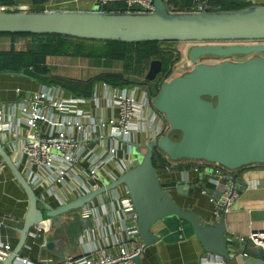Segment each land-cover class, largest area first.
Segmentation results:
<instances>
[{
  "label": "water",
  "instance_id": "obj_1",
  "mask_svg": "<svg viewBox=\"0 0 264 264\" xmlns=\"http://www.w3.org/2000/svg\"><path fill=\"white\" fill-rule=\"evenodd\" d=\"M15 33H55L131 43L198 44L188 53L193 69L164 81L159 92L151 96L154 109L169 125L168 132L146 144L131 142L133 164L119 179L95 191L54 207L34 190L0 137V158L12 170L29 201L23 226L18 229L19 242L3 264H14L22 255L33 228L42 226L49 231L58 227L68 213L83 212L85 206L120 186L129 191L144 248L160 241L161 236L154 231L159 222L177 217L192 226L205 252L217 254L230 264L233 260L264 264V249H252L249 241L229 235L226 215L218 223L206 225L194 211L182 208L170 190L187 195L188 182L162 180L153 163L154 151L159 149L173 161H206L232 171L264 164V43L259 42L264 41V5L239 10L172 11L165 0H155L152 12L104 9L0 12V34ZM178 56L176 53L177 59ZM208 56L222 60L217 64L201 63ZM233 57L242 60H231ZM163 69L161 60H152L146 80L154 81ZM174 133L181 137L174 139ZM94 225L92 219L86 220L85 226ZM46 248L54 250L53 241L49 240ZM139 261L140 256L136 258Z\"/></svg>",
  "mask_w": 264,
  "mask_h": 264
},
{
  "label": "crops",
  "instance_id": "obj_2",
  "mask_svg": "<svg viewBox=\"0 0 264 264\" xmlns=\"http://www.w3.org/2000/svg\"><path fill=\"white\" fill-rule=\"evenodd\" d=\"M13 1L16 3V7H27L28 11L32 10V0ZM237 1L251 5H264V0ZM97 4L98 0H51L45 9L97 10ZM11 44L12 42L9 38L0 37V46ZM16 45L18 48L25 49L30 45V40H18ZM77 60L80 59L49 57L47 63L51 68L52 75L55 76L83 80L93 77L89 74L86 78H79L76 71L74 73L71 71L70 67L73 66L74 69ZM82 60L91 62L93 66L101 63L102 69L106 71L100 73L122 71V64L116 61ZM61 67L68 72L65 73L63 70L60 73ZM55 85H47L44 82H38L26 76L0 74V111H5L9 116L10 123L13 126L20 125L24 134L27 135V116L22 114L20 110V105L23 104L27 96L46 93L50 97L61 96L64 100L74 97L85 98L86 103L82 106L86 113L89 114L88 118L69 116L63 119L58 116L64 123L62 127L68 129L69 133L78 139L88 135L95 136L96 132L100 134V127L97 125L99 119L106 121L109 118L119 116V111L113 106V96L115 89L117 91L120 87H113L105 82H100L93 87L90 95H82L75 94L61 85ZM137 92L142 106L139 111L145 121L140 125L139 131H135L136 129L133 131L132 141L146 144L155 138L160 130L161 122L147 96L149 91L141 86ZM14 104L16 105L14 106ZM46 114L49 116V120H53L56 116L49 112H46ZM69 120H72L73 123L78 122L82 129L79 130L78 126L71 127L66 124ZM97 141L91 142L93 144ZM122 144L123 149L118 153L117 159L121 162L128 159L127 165H129L131 155L128 152V144L121 142V146ZM193 161L195 162L192 165L200 163L196 162V160ZM26 163L21 165L20 169L22 171H25ZM181 165H184V162ZM116 171L119 173L118 170ZM209 175L211 176V172H209ZM239 175L238 188L241 195L232 207L231 213L227 216L228 230L231 237L247 238L255 230H264V164L248 166ZM161 178L167 182L174 180L188 182L190 189L187 195L180 194L176 189L170 190V194L182 208L194 211L203 219L206 225L215 223L214 204L211 202L210 195L205 193L204 188L200 185L204 180L209 182L208 176L190 171L189 180L185 181L184 175L180 172L176 174L163 172ZM211 185L214 188V185ZM122 196L123 193L119 188L104 194L88 206H85V214L79 210L68 213L63 217L62 224L58 227H52L49 233L43 234L40 238L30 236L21 257L27 258L36 264H59L61 258L67 254L82 256L95 250H105L108 253H117L125 250L127 252L134 251L136 244L129 239L128 230L133 227L139 231L138 215L135 207L133 210L124 208L121 202ZM48 202L54 207L60 205L54 198H48ZM28 207V196L12 170L8 167L0 175V216H13L14 220L9 222L7 227L0 228V235L13 248L19 242L20 234L18 229L23 226ZM88 219H92L95 225L92 227L85 226ZM70 224H74L72 230L64 226ZM154 231L161 236L160 241L156 245L147 248L143 247L140 261L137 264H200V258L205 250L188 222L182 221L177 217H169L159 222L154 227ZM49 240L53 241L54 250L43 247ZM140 241L144 245L141 238ZM231 264L241 263L233 260Z\"/></svg>",
  "mask_w": 264,
  "mask_h": 264
},
{
  "label": "built area",
  "instance_id": "obj_3",
  "mask_svg": "<svg viewBox=\"0 0 264 264\" xmlns=\"http://www.w3.org/2000/svg\"><path fill=\"white\" fill-rule=\"evenodd\" d=\"M118 1L126 2L129 9L140 7L142 9L140 12H152L155 7V0H98V9H104L105 6ZM165 1L168 4L169 0ZM193 2L195 5L193 11L209 9V0H193ZM12 10L25 11L28 8L0 4V12ZM259 42L264 43V41ZM235 61L239 60L235 59ZM139 87L141 86L120 87L117 91L115 89L113 106L119 111V116L106 121L99 119L97 125L101 133L96 132L95 136L88 135L79 139L62 127L64 123L58 116L63 119L69 116L88 118L89 114L82 106L86 103L85 98L74 97L64 100L61 96L50 97L46 93L27 96L20 105L22 114L27 116V135L24 134L20 125L13 126L10 123L5 111H0V137L19 168L27 162L23 173L42 199L48 201V198H54L63 205L99 189L107 182L111 183L119 179L128 170L133 164L132 158H129V165H127L128 159L121 162L117 159V155L123 149L121 142L128 144V152L131 155V142H134L132 141L133 131L135 129L139 131L140 125L145 121L139 111L142 108L137 92ZM147 96L153 106L150 93L147 92ZM46 112L57 117L49 120ZM157 116L161 126L155 137L164 135L169 130L164 116L158 112ZM66 124L82 129L78 122L73 123L72 120L67 121ZM94 140L98 141L92 144L91 141L94 142ZM162 157L167 164L164 168L166 174L180 172L184 175L185 181L189 180L190 171L208 176V181L214 185V188L213 191L204 188V192L210 195L211 202L214 204L215 223H218L224 215L228 216L231 213L232 207L241 195L238 188L239 170L232 171L220 164L206 161H196L200 163L195 165H192L195 162L193 160L183 161L184 165H181L182 161H173L165 153ZM7 168V164L0 158V175ZM119 188L123 193L122 205L126 210H133L134 204L128 189L126 186H120L115 190ZM13 220V216H0V228L7 227ZM47 233L49 231L38 226L32 229L31 236L40 238ZM128 237L136 244V249L132 252L125 250L108 253L105 250H95L82 256L67 254L61 258L59 264H137L136 258L141 255L144 245L141 244L137 229L129 228ZM239 239L249 241L252 249H264V230H255L247 238L239 237ZM43 247L46 248V244ZM13 250V246L8 241H4L0 235V264L9 258ZM14 264L36 263L20 256ZM200 264L230 263L217 254L204 252L200 258Z\"/></svg>",
  "mask_w": 264,
  "mask_h": 264
},
{
  "label": "trees",
  "instance_id": "obj_4",
  "mask_svg": "<svg viewBox=\"0 0 264 264\" xmlns=\"http://www.w3.org/2000/svg\"><path fill=\"white\" fill-rule=\"evenodd\" d=\"M51 0H32L31 11H44ZM2 5L16 6L13 0H2ZM168 7L172 11H192L193 0H169ZM251 4L237 0H209V10H239ZM109 12H140V7L128 8L126 2L118 1L104 7ZM7 37L12 44L8 49H0V74L26 75L35 81L61 85L75 94L90 95L93 87L105 82L113 87L140 85L145 87L151 96H155L161 84L170 79L178 59L173 49L164 48L166 44L176 42H122L118 40H94L73 36L44 34H0ZM21 39H29L30 45L23 49L16 43ZM49 57H66L89 60H111L122 64L121 72H104L89 79H74L52 75L47 61ZM159 59L163 62V72L154 80H146L151 61ZM181 134L174 133L179 139ZM164 153L154 151L153 163L160 177L165 172ZM190 161V160H181ZM199 161V160H196ZM246 168V167H245ZM245 168L239 170V173ZM201 187L213 190V186L204 180Z\"/></svg>",
  "mask_w": 264,
  "mask_h": 264
},
{
  "label": "rangeland",
  "instance_id": "obj_5",
  "mask_svg": "<svg viewBox=\"0 0 264 264\" xmlns=\"http://www.w3.org/2000/svg\"><path fill=\"white\" fill-rule=\"evenodd\" d=\"M98 7L99 6L97 4L96 9H98ZM197 44L198 43H196V42H176L174 44L164 45V48L173 49L176 53L179 54L178 61L174 67L175 73H174L172 78H174L176 76L183 75V74H185V73H187L193 69V65L188 58V53H189V50ZM217 44H219V43H217ZM10 46L11 45H7V46L2 45V46H0V49H8ZM235 59H237V57H235ZM235 59L231 58V60H235ZM221 60H222L221 58L208 56V57H203L201 59V63L217 64ZM102 68L103 67H101V63H99L97 66H93L91 62L89 63V61L82 60V59L76 61V65H74L75 70L73 69V66L70 67V69L73 73H74V71L77 72V75H78L77 77H79V78H86V77H88L89 74L92 76H96V75L100 74V72L106 71ZM63 70L65 71V73L68 72L65 68L61 67L59 70L60 73ZM60 73H58V74H60ZM134 150H136V149H133V153H135ZM134 158L136 161H138V159L136 158V155L134 156ZM64 226L67 229L72 230L74 227V224L64 225Z\"/></svg>",
  "mask_w": 264,
  "mask_h": 264
},
{
  "label": "flooded vegetation",
  "instance_id": "obj_6",
  "mask_svg": "<svg viewBox=\"0 0 264 264\" xmlns=\"http://www.w3.org/2000/svg\"><path fill=\"white\" fill-rule=\"evenodd\" d=\"M237 59H238V60H242V58H241V57H237Z\"/></svg>",
  "mask_w": 264,
  "mask_h": 264
}]
</instances>
